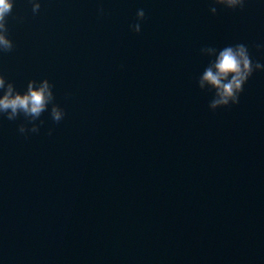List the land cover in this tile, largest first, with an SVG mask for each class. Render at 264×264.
<instances>
[{"label": "water", "instance_id": "water-1", "mask_svg": "<svg viewBox=\"0 0 264 264\" xmlns=\"http://www.w3.org/2000/svg\"><path fill=\"white\" fill-rule=\"evenodd\" d=\"M40 2L15 0L0 72L65 116H0V264H264V70L215 111L197 82L203 47L264 64V0Z\"/></svg>", "mask_w": 264, "mask_h": 264}, {"label": "clouds", "instance_id": "clouds-1", "mask_svg": "<svg viewBox=\"0 0 264 264\" xmlns=\"http://www.w3.org/2000/svg\"><path fill=\"white\" fill-rule=\"evenodd\" d=\"M247 0H210L209 11L217 13V6L231 10H243ZM33 15L39 13L41 8L40 0H29ZM15 0H0V54L11 52L14 41L9 35L8 18L13 16ZM100 14L104 13L101 7ZM14 19H22L15 17ZM145 19V11L138 9L136 21L129 27L135 33L141 32V21ZM257 49L264 45H255ZM201 52L210 58L203 73L198 78V86L201 90L213 93L209 102V108L215 111L217 108L228 107L239 103L240 94L244 91V85L257 70H264V64L253 61L247 45L237 43L228 45L222 49L207 46L201 48ZM54 85L47 77L36 80L29 79L26 90L21 92L16 89L14 83L7 80L6 76L0 72V116H5L8 120L14 121L23 115L25 123L18 126V132L27 136L29 133H38L40 125L44 121L36 123L42 113L49 111L51 119L59 123L65 116V110L55 102L53 92ZM49 104L51 108L49 110ZM30 125V127H29ZM52 129H49L51 135Z\"/></svg>", "mask_w": 264, "mask_h": 264}]
</instances>
